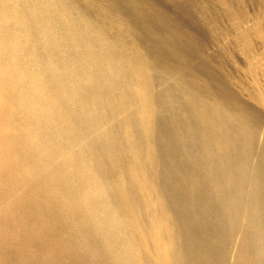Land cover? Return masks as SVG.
I'll use <instances>...</instances> for the list:
<instances>
[{"label":"bare ground","instance_id":"1","mask_svg":"<svg viewBox=\"0 0 264 264\" xmlns=\"http://www.w3.org/2000/svg\"><path fill=\"white\" fill-rule=\"evenodd\" d=\"M261 45L264 19L242 0H0V122L9 115L10 126L8 133L0 127V176L15 169L28 184L11 205L30 203L40 233L59 216L84 242L98 232L114 237L106 177L125 169L121 130L154 129L150 156L161 155L166 137L174 150L186 144L200 152L216 219L241 233L236 264H264V116L236 89L258 104L264 96L226 68L246 56L245 76L254 77L252 66L264 68ZM23 58L31 70L17 68ZM155 78L172 84L153 95ZM143 167L129 168L153 212L156 188L141 178ZM120 193L140 247L152 246L155 264H175L171 216L163 211L142 225L139 203ZM126 242L117 255L111 248L116 264H132L134 246Z\"/></svg>","mask_w":264,"mask_h":264},{"label":"rangeland","instance_id":"2","mask_svg":"<svg viewBox=\"0 0 264 264\" xmlns=\"http://www.w3.org/2000/svg\"><path fill=\"white\" fill-rule=\"evenodd\" d=\"M242 4L247 13L252 15L259 12L264 19V0H242ZM261 46V52H264V45ZM210 53L212 52L210 51ZM262 54L264 55V53ZM246 59H248L246 56L244 59L243 56L237 55L229 61V65L226 67L227 71L237 72L239 70L238 76L234 77L233 80L243 78L245 81L244 86L252 84L254 86V82H256L257 85L254 86V89L264 96V77L262 75L264 68L257 69L252 66L250 69L259 70V72L254 77L247 78L243 67L245 62L247 63ZM25 60L27 59L23 58L20 62L22 65L17 66V68L22 69L28 66L26 70H31L29 68L31 63L25 64ZM250 63V61L247 63L248 67ZM26 70L21 71L25 72ZM241 70H244L243 74L240 73ZM246 70L248 71V69ZM171 84L170 79L162 81L157 78L150 79L148 90L154 95ZM236 91L241 95V100L248 102L264 116V102L263 105L258 104L251 101L247 95L241 94L238 89ZM4 115V126L1 121L0 127L4 130V133H8L10 131L9 115ZM118 118L121 120L122 116L119 115ZM154 122L155 120L151 123V127L155 125ZM166 125L168 124L165 123L163 128L167 127L168 129L169 126ZM122 131L125 133L124 128L121 130L119 139H122L120 143L123 148L122 151L124 150L122 153L125 169H119L115 175L106 177L107 182L111 185V199L108 198L110 200L108 205L110 206L109 215L110 218L111 216H117L118 221L116 225L111 227L114 237L112 236L109 239L111 235L108 233L98 232L95 235L90 234L92 242H84V238L76 231L78 228L69 226L67 221L64 220L65 217L62 219L59 216L46 219L49 228L47 234H45L46 231L41 232L42 234L37 230L35 231L39 228L40 219H38V215L30 213L31 204L17 201V205L12 206L10 203V196L15 198L24 196L28 186V184L23 183L20 172L14 169L4 173V177L0 176V232H3L1 234L3 240L0 237V264H116L112 258L113 254L117 255V249L121 248L126 241L134 246L132 264H155L152 246L147 244L148 246L141 248L137 236L131 234V225L123 215L124 212H128L129 207L123 202L121 191L133 202L139 203L141 212L138 213L137 218L140 224L150 227L151 221L157 215L162 214L163 211L171 216L170 226L173 227L175 233V264H182L184 258H182L181 253H183L187 264L237 263L236 258L242 244L241 233L239 229L237 230L232 225V222L216 219L218 204L214 201L215 193L212 184H208L204 180L203 172H201L202 169L198 160L200 152L190 150V146L186 144H184L183 151L180 152V149L174 150V146L170 144V140L166 137L160 145L161 155L155 152L154 157H152L149 151L156 138L154 129H142L140 135L131 130V134L128 130L129 135H124ZM124 136L125 139L122 138ZM140 136L139 145L138 138ZM188 144H192V142ZM144 147L146 148L144 149ZM184 150H187V152H184ZM159 157H161V160H159ZM135 164L144 166L142 170H139L141 178L150 181L151 184L153 183V187L156 188L151 200L157 204L158 208H155L153 212L144 209L143 193L138 187L137 181L132 178L130 168ZM161 172L164 173L162 177L160 176ZM3 178L4 180H2ZM117 207L120 208L121 213H117ZM122 222H127V228L123 227ZM177 232L178 234H176ZM99 246H101L100 252L102 253L97 255L96 251L97 248L100 249ZM111 248H114L116 252H113L110 257Z\"/></svg>","mask_w":264,"mask_h":264}]
</instances>
